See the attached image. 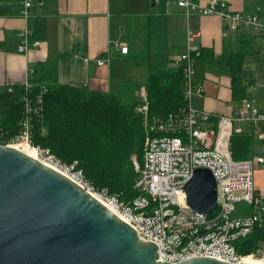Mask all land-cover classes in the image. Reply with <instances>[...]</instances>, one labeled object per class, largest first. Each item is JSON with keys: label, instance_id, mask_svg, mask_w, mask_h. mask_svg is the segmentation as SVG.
Segmentation results:
<instances>
[{"label": "built area", "instance_id": "1", "mask_svg": "<svg viewBox=\"0 0 264 264\" xmlns=\"http://www.w3.org/2000/svg\"><path fill=\"white\" fill-rule=\"evenodd\" d=\"M19 1L27 18L33 0ZM229 1L208 0L200 5L194 0H166L167 4L183 9L186 16L191 13L216 15L231 30L253 33L260 41L259 54L264 62V0L262 9L252 13L230 11ZM31 33L29 27L17 33V53L25 54L40 46V41L31 39ZM114 47L122 54L127 53L125 46ZM199 50L197 36L187 34L184 51L174 58V65L182 72V107L164 118L151 117L146 92H140L135 110L142 116L143 148L141 161L132 159V164L137 174L134 188L141 193L127 202L107 189H95L76 161L66 163L48 149L32 143V121L41 117L44 88L33 94V83L29 81L23 83V113L18 131L8 137L0 129V145L24 143L31 146L38 161L96 198L128 224L140 239L155 244L161 262L177 263L194 257L231 264L264 260V236L247 253L239 252L235 246L237 241L257 230L264 231V194L253 186L254 169H264V128L256 131L258 124L264 127V102L257 104L243 99L229 115L194 108L192 97L202 92L201 85L194 80L195 56ZM107 60V56L99 57L96 65L103 66ZM252 89V84L247 85V92ZM247 132L261 141L260 152L235 160L231 138ZM198 168L209 170L216 184V207L209 213L196 212L186 203L184 186Z\"/></svg>", "mask_w": 264, "mask_h": 264}, {"label": "crops", "instance_id": "2", "mask_svg": "<svg viewBox=\"0 0 264 264\" xmlns=\"http://www.w3.org/2000/svg\"><path fill=\"white\" fill-rule=\"evenodd\" d=\"M228 9L257 12L262 0H230ZM35 22L44 24L42 37L34 38L31 31L40 46L17 53V33ZM187 34L196 35L200 47L195 59L201 70L194 80L202 92L195 96L196 109L229 115L243 99L264 102V62L255 35L229 29L216 15L186 16L166 0H33L27 18L19 0H0V90L55 79L119 94L124 104H136L152 69L176 68L174 58L184 51ZM114 45L127 47V53ZM105 56V64L97 66L96 59ZM241 60L245 89L233 94L231 69ZM249 84L253 89L247 92ZM246 135L259 148L251 156L259 153L261 141Z\"/></svg>", "mask_w": 264, "mask_h": 264}, {"label": "water", "instance_id": "3", "mask_svg": "<svg viewBox=\"0 0 264 264\" xmlns=\"http://www.w3.org/2000/svg\"><path fill=\"white\" fill-rule=\"evenodd\" d=\"M215 180L195 169L184 186L200 213L216 207ZM0 264H231L194 257L158 260L155 244L88 192L11 145H0ZM248 264V263H239Z\"/></svg>", "mask_w": 264, "mask_h": 264}, {"label": "trees", "instance_id": "4", "mask_svg": "<svg viewBox=\"0 0 264 264\" xmlns=\"http://www.w3.org/2000/svg\"><path fill=\"white\" fill-rule=\"evenodd\" d=\"M34 38L44 35V24L31 25ZM200 53V52H199ZM200 56V55H199ZM243 61L231 69L233 94L245 89ZM41 92L40 118L32 121V143L48 149L66 163L77 162L83 176L95 189H107L129 201L141 192L134 188L137 174L132 156L141 161L143 148V121L135 104H124L119 94L90 91L84 86L58 84L55 79L34 83L32 92ZM148 114L164 118L184 105L182 98V72L152 69L145 84ZM23 85L8 91L0 90V129L6 136H14L22 118ZM232 158L247 159L253 151L248 135L231 138ZM264 236L257 230L235 243L241 253L249 252L255 242Z\"/></svg>", "mask_w": 264, "mask_h": 264}, {"label": "rangeland", "instance_id": "5", "mask_svg": "<svg viewBox=\"0 0 264 264\" xmlns=\"http://www.w3.org/2000/svg\"><path fill=\"white\" fill-rule=\"evenodd\" d=\"M259 45H260V41L258 40L256 42V44H255V47L259 46ZM257 63H255V64H257ZM259 64H262V62H259ZM200 70H201V66H197V64L195 63L194 77H195V74L197 73V71H200ZM255 88H256V86H255ZM194 100H195V96L192 97V106L195 108ZM261 128H264V127L261 124H258L256 131L259 132V130ZM253 149H254L253 151H259V148L257 146H255ZM137 157L136 156H132L131 157V161H132V159H135L137 161V159H136ZM253 186H254L255 189L259 190L260 193H262V194L264 193V169L261 168V167H258V168L254 169V172H253Z\"/></svg>", "mask_w": 264, "mask_h": 264}, {"label": "bare ground", "instance_id": "6", "mask_svg": "<svg viewBox=\"0 0 264 264\" xmlns=\"http://www.w3.org/2000/svg\"><path fill=\"white\" fill-rule=\"evenodd\" d=\"M14 148L20 150L24 154H26L29 157L38 159L36 151L29 145L24 143H18L13 145ZM245 263L248 264H264V260L262 259H252V260H246Z\"/></svg>", "mask_w": 264, "mask_h": 264}]
</instances>
